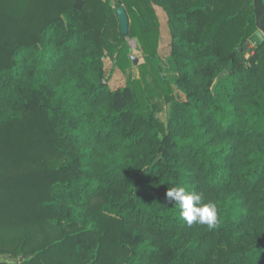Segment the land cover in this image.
Here are the masks:
<instances>
[{
	"label": "trees",
	"instance_id": "1",
	"mask_svg": "<svg viewBox=\"0 0 264 264\" xmlns=\"http://www.w3.org/2000/svg\"><path fill=\"white\" fill-rule=\"evenodd\" d=\"M129 39L144 62L112 90ZM177 185L215 228L168 205ZM0 264H264V0H0Z\"/></svg>",
	"mask_w": 264,
	"mask_h": 264
},
{
	"label": "rangeland",
	"instance_id": "2",
	"mask_svg": "<svg viewBox=\"0 0 264 264\" xmlns=\"http://www.w3.org/2000/svg\"><path fill=\"white\" fill-rule=\"evenodd\" d=\"M158 19V18H157ZM158 31H159V61H160V66H161V71L164 77L167 79L169 82V85H165L164 83H160L161 85H157V81L154 80V77H148V81L151 84L152 87H155L154 89V95H151V98L149 99L150 103L154 104L156 106L157 112H156V117L161 123L166 122L167 118V113H168V102L166 99V95L163 93V91H169L172 93L173 96L175 97H180V94L178 91L175 89L173 86L172 82L174 81V75L170 72V67H171V59H170V37L169 35L165 32L164 29H161L159 20H158ZM135 41L134 39H131ZM252 40V39H250ZM136 42V41H135ZM127 44L129 45V57L130 55H133L134 57L137 58V65H133L131 62L130 64V69H128L126 72H122L120 69H118L114 61L110 58H106L104 60V78L107 80L109 87L114 90L117 88L123 87L128 78L130 76L133 77H138V71H137V66L140 63L144 62L143 56L141 54L140 49L137 47V44H132L127 40ZM256 44V40H252L250 42L251 48H253ZM249 45V48H250ZM15 236H12L11 239H13ZM3 257V256H1ZM7 256L4 255V258Z\"/></svg>",
	"mask_w": 264,
	"mask_h": 264
},
{
	"label": "clouds",
	"instance_id": "3",
	"mask_svg": "<svg viewBox=\"0 0 264 264\" xmlns=\"http://www.w3.org/2000/svg\"><path fill=\"white\" fill-rule=\"evenodd\" d=\"M168 205L177 206L179 215L188 225L205 224L215 228L218 224V207L215 202H205L203 196L183 186H173L166 192Z\"/></svg>",
	"mask_w": 264,
	"mask_h": 264
},
{
	"label": "water",
	"instance_id": "4",
	"mask_svg": "<svg viewBox=\"0 0 264 264\" xmlns=\"http://www.w3.org/2000/svg\"><path fill=\"white\" fill-rule=\"evenodd\" d=\"M115 14H116V17H117V20H118V23H119V29H120V33L121 35L123 36H127L128 34V31H129V28H128V17H127V14L125 12V9L124 7L120 6V7H117L115 9ZM258 37L260 39H262V34L261 33H258ZM130 43L132 44H135L136 42L129 39L128 40ZM130 61L133 63V65H137V58L134 57L133 55H130ZM225 74V71L222 72L220 75H218V77L216 78L215 81H217L220 77H222L223 75Z\"/></svg>",
	"mask_w": 264,
	"mask_h": 264
},
{
	"label": "crops",
	"instance_id": "5",
	"mask_svg": "<svg viewBox=\"0 0 264 264\" xmlns=\"http://www.w3.org/2000/svg\"><path fill=\"white\" fill-rule=\"evenodd\" d=\"M153 9L156 13V16L159 20L161 29H164L165 32L169 35L168 29H167V18L165 12L158 6L153 5Z\"/></svg>",
	"mask_w": 264,
	"mask_h": 264
},
{
	"label": "built area",
	"instance_id": "6",
	"mask_svg": "<svg viewBox=\"0 0 264 264\" xmlns=\"http://www.w3.org/2000/svg\"><path fill=\"white\" fill-rule=\"evenodd\" d=\"M250 48H251V45H250ZM248 57H249V54H246V55H245V58H248Z\"/></svg>",
	"mask_w": 264,
	"mask_h": 264
}]
</instances>
